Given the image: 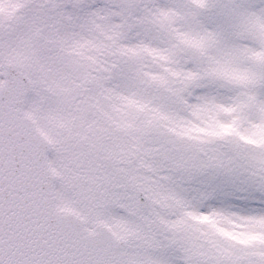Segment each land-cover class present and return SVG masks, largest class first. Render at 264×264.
Wrapping results in <instances>:
<instances>
[{
    "label": "snow or ice",
    "instance_id": "6c2138e0",
    "mask_svg": "<svg viewBox=\"0 0 264 264\" xmlns=\"http://www.w3.org/2000/svg\"><path fill=\"white\" fill-rule=\"evenodd\" d=\"M0 264H264V0H0Z\"/></svg>",
    "mask_w": 264,
    "mask_h": 264
}]
</instances>
